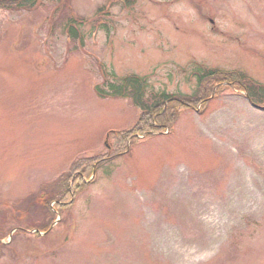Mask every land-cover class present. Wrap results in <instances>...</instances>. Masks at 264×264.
Returning a JSON list of instances; mask_svg holds the SVG:
<instances>
[{"label":"rangeland","instance_id":"obj_1","mask_svg":"<svg viewBox=\"0 0 264 264\" xmlns=\"http://www.w3.org/2000/svg\"><path fill=\"white\" fill-rule=\"evenodd\" d=\"M206 68L264 83V0L0 10V264H264V109ZM129 75L145 103L179 102L151 121L131 96L98 95ZM109 154L33 230L50 218L41 186Z\"/></svg>","mask_w":264,"mask_h":264},{"label":"trees","instance_id":"obj_2","mask_svg":"<svg viewBox=\"0 0 264 264\" xmlns=\"http://www.w3.org/2000/svg\"><path fill=\"white\" fill-rule=\"evenodd\" d=\"M36 5V0H0V10H15L19 8H34ZM72 22H77L76 20H73ZM71 24H75L72 23ZM69 24V25H71ZM73 27V26H72ZM76 34V32H74ZM204 72L200 74V79L202 81H207L209 84L216 85V83L222 84V81H227L231 86H236L238 88H242L249 92V97L251 98V101L253 103H256L258 105H264V84L258 83L249 77L245 76L242 73L239 72H220L215 69H209L206 68L203 70ZM107 89L101 87L100 85L97 86L96 91L100 97L107 98V97H130L132 96L135 99V102L138 106H140L145 113V120L154 118H160L161 115L164 114L165 111L168 109H172L175 107V103L179 102L178 98L174 99L175 97L173 95L162 93L161 95L155 96L158 97V99H155L152 104L145 103V100H143V95L145 92V86L146 82L142 77L132 75V76H126L122 79L120 84H116L114 82H108L107 83ZM204 91H201L199 93V97H193L188 96L185 97V99L188 102H192L193 104L203 100L204 98ZM173 113V110L172 112ZM165 116H163L161 119H164ZM175 118L171 120L170 125L173 124ZM145 124V121H144ZM144 128L142 129V131ZM122 135V134H121ZM121 140L122 138H118ZM122 143H118V145H121ZM111 155L108 156H102L100 159L96 158H81L77 159L73 162L72 168L76 173L75 177L71 178L67 177V180H64V175H61L58 179L53 180L52 183L43 184L41 188L43 189V192H46L49 189L54 188L55 190H52V193L46 192V200L41 203V210L46 214V212H49L50 218L48 219H42V222L35 223V227L32 225L33 230L39 229V230H46L50 231V227L57 218V211L53 208L51 205L52 202H56V206L58 209H64V206H73L74 199L80 192L79 190L83 186L86 187L87 183L82 182L81 179L83 175H88V173L93 174V171L95 168L100 166L104 161H108L112 159ZM97 161V162H96ZM105 163V162H104ZM73 174V175H74ZM72 178H76L75 186H73V191H71L70 187V181ZM83 188V189H84ZM82 189V190H83ZM69 200V201H67ZM37 207V206H36ZM57 209V210H58ZM12 212L19 211L18 208L11 209ZM39 210V209H38ZM59 211V210H58ZM22 212V211H21ZM21 212H16L15 219H17V216L21 214ZM40 212V211H39ZM17 215V216H16ZM19 228H21L19 226ZM35 234H38L36 232ZM2 236H0V240ZM3 246V243L0 242V247Z\"/></svg>","mask_w":264,"mask_h":264},{"label":"water","instance_id":"obj_3","mask_svg":"<svg viewBox=\"0 0 264 264\" xmlns=\"http://www.w3.org/2000/svg\"><path fill=\"white\" fill-rule=\"evenodd\" d=\"M12 238V234L10 235V239Z\"/></svg>","mask_w":264,"mask_h":264}]
</instances>
